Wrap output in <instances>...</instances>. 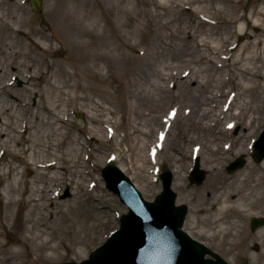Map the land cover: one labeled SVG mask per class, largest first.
Listing matches in <instances>:
<instances>
[{
  "label": "rangeland",
  "instance_id": "374dc122",
  "mask_svg": "<svg viewBox=\"0 0 264 264\" xmlns=\"http://www.w3.org/2000/svg\"><path fill=\"white\" fill-rule=\"evenodd\" d=\"M139 1L145 5L137 6ZM159 1L162 0H42L43 10L38 13L33 10L32 0H0V107L10 110L12 127L23 131L28 126V131L21 134L9 127L8 139H0L5 147L0 149V215L7 209L6 186L9 176L13 178L10 167H17L23 177L18 185L20 194L11 195L18 201L13 212L19 214L22 232L12 230L7 235L0 231L3 243L9 246L15 248L20 239L27 242L22 259L27 264L35 263L39 256V264L81 263L119 228L120 219L128 209L106 187L102 171L108 163L120 167L148 201L155 200L162 192L161 175L171 171L174 183L179 184L177 188L173 184L177 204L189 211L184 231L231 264H264V227L251 229L253 218H264V188L252 190L255 184L264 183V168L260 164L263 158L253 148L264 131V80L261 89L244 88L236 67L192 66L176 58L182 32H215L226 36L236 8L240 15L249 14L264 4V0H242L238 7L222 0H203L209 7L207 15L214 22L212 26L181 9H158ZM93 17L100 19L97 29L91 26ZM140 25L149 33L146 31L143 44L137 46L135 34ZM86 26L106 39L92 41L77 33L86 30ZM249 31L260 33L258 27H250ZM81 42L91 46L79 50L76 45ZM234 42L239 43L237 39ZM91 49L133 58L130 70L119 75L122 68L114 61L105 65L103 71L111 86L93 85L86 79V62L79 59ZM188 67L193 69L191 77L195 75L206 83L210 95L222 91L220 81L228 76V88L223 92L231 94L217 98L218 112L229 108V114L249 104V119L245 123L233 122L226 138L234 149L245 144L247 151L241 155L215 157L204 145L197 155L196 144L189 143L184 130L185 115L171 120L170 124H165L163 118L159 122L154 119L155 110L164 114L169 106H185L190 95L186 96L189 91L179 74ZM257 71L264 77V55ZM173 73H178V78H169L167 74ZM235 83L241 86L236 88ZM53 86L56 88L51 89ZM161 86L167 93L160 90ZM122 87L126 88L125 93ZM48 101L54 103L57 114L66 123L57 122L46 112ZM131 108H136V122L148 134L145 140L136 138L148 156L145 163L128 154L130 143L124 138L123 127L130 122ZM108 118L113 121L112 127L106 124ZM226 121L233 120L227 115L223 123ZM160 135L164 140L167 138V143L165 150L156 154L154 147L160 144ZM27 136L40 139L38 146L47 144L48 153L61 160L59 164L64 168L45 172L36 206L22 199H29L37 174L30 175L24 161L14 154L20 149L18 142H24ZM42 155L38 156L42 162L52 161L50 155ZM197 158L206 173L202 185L190 182ZM239 158L246 159L247 164L230 173L228 166ZM175 167L179 173L173 172ZM213 167L217 172L213 173ZM78 172H82L81 177ZM243 172L246 177L241 176ZM242 178L247 179L246 189L240 186ZM223 179L225 182L219 185ZM66 191L70 196L62 198ZM223 191L226 196H237L235 201L247 197L244 216L234 212L216 218L212 206L225 198L221 196ZM35 234L39 235L34 241L38 248L33 250L28 241ZM42 245L46 249H41ZM256 246L259 251L255 250ZM4 258L0 253V264L6 263Z\"/></svg>",
  "mask_w": 264,
  "mask_h": 264
},
{
  "label": "bare ground",
  "instance_id": "6f19581e",
  "mask_svg": "<svg viewBox=\"0 0 264 264\" xmlns=\"http://www.w3.org/2000/svg\"><path fill=\"white\" fill-rule=\"evenodd\" d=\"M223 2H227L229 4L240 6L242 0H222ZM144 4L142 1L136 2V5ZM145 5V4H144ZM158 9H166V10H178L181 9L185 12H189L194 15L195 18L202 20L206 25L212 26L214 22L211 17L207 15L209 13V7L203 3V0H162L156 4ZM71 13L69 12V15ZM205 14V15H204ZM62 15V13L58 14ZM62 17V16H61ZM1 19V15H0ZM100 19L98 17H93L91 26L95 29L99 26ZM87 27V26H86ZM230 29L227 31L226 36L217 34L215 32H202L198 34L192 30L184 31L180 34L179 40L182 42L178 46L179 54L176 56L177 60H183L182 63H186L187 65H201L204 67L205 65H215L218 68H230L236 67L239 71V76L242 77L244 88H253V89H261L262 81L264 77L258 74L257 64L260 59L264 55V4L256 6L249 14L240 15L238 12V8H236V14L234 18L230 21ZM250 27H258L260 29V33L250 32ZM138 32L135 34L136 45L140 46L143 44V40L146 37V28L145 26H138ZM82 36H85L86 39H90L92 41L105 40V35L96 34L91 28L87 27L84 31L77 32ZM149 33V31H148ZM58 38H61L60 34H56ZM81 36V37H82ZM237 39L239 43L234 42ZM51 40V39H50ZM91 42V41H89ZM91 43H86L85 45L81 42L79 45H76V48L81 50L83 48L90 47ZM115 51H118L117 49ZM234 52L233 55H226L224 53ZM142 55V54H141ZM79 59H83L86 70V79L93 82L95 86H101L109 88L111 86L110 80L107 79L103 71L105 69V65H112L114 61L117 64L120 63V68L122 71L118 73L119 75L123 72V75H126L130 70L131 61L133 58L119 54L116 52L115 54L95 51L91 49L85 55L80 56ZM96 67L97 69L93 68ZM193 69L188 67L186 71L180 73L181 83L186 87V90L189 91L186 96L190 95V98L186 99V104L183 107L175 104V107L169 106L171 108H166L165 113L155 112L154 119L159 122L161 118H163L165 124H170L171 120H178L181 116L185 115L187 117L186 126L184 130L188 133V141L189 143H195L196 148L195 152L197 155H200V151L202 145L205 146V150L211 152L213 156L219 157L224 155H229L231 153H236L237 155H241L243 152L247 151L245 144L239 145L236 149L233 148L232 142H227L226 138L228 136V128L232 127V123H236L237 121H242L245 123L249 117H247L248 112L250 111L249 104H243L238 107V109L234 112L231 111L228 114L229 108L224 112H218L216 110L215 104L217 103V98H226L231 92H223L225 88H228L229 78L226 76L224 79L220 81V87L222 91L216 95H210L208 86L205 82L197 79L195 75L191 77ZM194 74V73H193ZM169 78H178V73L167 74ZM236 79V78H234ZM234 81H237L234 80ZM88 87L91 88V84L87 83ZM234 86L239 88L241 85L235 83ZM56 88L53 86L51 89ZM85 88V87H84ZM235 88V89H236ZM3 89V88H1ZM86 89V88H85ZM95 89V88H91ZM126 88L122 87V93H125ZM162 92H166L167 90L164 86L160 87ZM210 95V96H209ZM230 97V96H229ZM46 112L51 115L53 118L57 120V122H64L61 117L57 114L56 108L53 102L48 101L45 104ZM173 109V111H172ZM162 111V110H161ZM172 111V112H171ZM182 111V112H181ZM10 110H5V108L0 107V139L7 140L8 132L7 129L10 127L17 134L25 133L28 131V126L25 125L23 127V131L19 130L18 127L14 126L11 123V115ZM131 115L130 122L125 124L123 127V131L126 133L124 138L126 141L130 143V149L128 154L134 158H139L144 163L148 162V156L144 152L142 146H139V142L136 140L138 137H143L144 140L147 139V132L139 127V124L136 122L137 120V111L136 108H131L129 111ZM4 115L3 117H1ZM229 116L233 121H226L223 123L226 116ZM37 119H39L37 117ZM251 120V118H250ZM47 126L51 124L45 123ZM106 124L108 126H113V121L111 118L106 120ZM247 126V125H245ZM152 130L150 131V133ZM159 133V132H158ZM160 144L157 147H154L155 153L160 154V152L165 150L167 138L164 140V136L160 135ZM40 139H37L32 136H27L25 141L20 140L18 145L20 146L19 151H15L14 153L17 157L24 161L23 164L27 167L30 175L36 176L37 180L34 182V186L32 187V192L30 193L29 199H22L24 203H33L38 205V195L37 193L42 189L41 185L43 184V176L45 172L49 169L52 170H64L63 166L59 164V159L53 155V153H48L49 146L39 145L41 150H34V147H39L38 142ZM32 144V147L30 146ZM24 145V148L22 147ZM145 147H148L145 142H143ZM53 147H58L54 145ZM4 144L0 143V149H3ZM43 154V155H42ZM47 157L50 155L52 157V161H43L40 160L41 156ZM151 154H149L150 156ZM132 160V164H133ZM215 163V160H213ZM260 164L262 168H264V158L260 160ZM213 173L217 172V168H212ZM10 172H12V176H9V182L6 186L7 193V209L5 213L0 215V229L4 231V234H11L12 230L19 231L22 230L21 219L18 216L19 214H14V208L17 204V200L11 198L12 194L19 195V180H22V172L19 171L17 167H10ZM173 172L179 173V169L177 167L173 168ZM11 174V173H10ZM78 177H81L82 172H78ZM246 172L241 174L242 177H246ZM225 180H221L219 185H222ZM79 185V183H78ZM178 182L174 183V187H178ZM181 186V185H180ZM240 186L244 187V189L248 188L247 179L242 178L240 180ZM264 188V183L259 182L252 186L253 191L260 190ZM221 196H225L224 199L216 201L215 205L212 206L214 209V214L216 218L223 215H230L234 212L239 213L244 216L246 212V208L248 203L246 202V198L242 197V199L236 200L237 196H226L225 192L221 193ZM3 232L0 231V253L5 257V264H27V262L22 261L23 259V248L28 245L25 240L20 239L16 244V247L9 246L8 244L3 243ZM39 238V235L35 234L32 238L29 239V244L32 245L33 250L38 248L37 245L34 244ZM34 244V246H33ZM41 249H46V246H40ZM36 254V252H32L31 254ZM41 256L36 257L34 259L35 263L30 264H39L38 261ZM46 258H50L47 256ZM14 261V262H13ZM21 261V262H20Z\"/></svg>",
  "mask_w": 264,
  "mask_h": 264
},
{
  "label": "water",
  "instance_id": "95a60500",
  "mask_svg": "<svg viewBox=\"0 0 264 264\" xmlns=\"http://www.w3.org/2000/svg\"><path fill=\"white\" fill-rule=\"evenodd\" d=\"M33 9L42 11L40 0H33ZM254 149L264 158V131L255 142ZM246 163L244 158H240L229 165L228 171L235 172ZM102 176L107 188L127 206L128 213L122 216L119 229L88 260L68 264H231L183 230L188 208L177 205L171 172L161 176L163 191L153 202L143 197L117 165L109 163ZM205 179L206 173L201 169L198 158L190 180L193 184L202 185ZM68 196L70 193L66 191L62 198ZM263 226L264 218L252 219V230ZM207 255L213 258H207Z\"/></svg>",
  "mask_w": 264,
  "mask_h": 264
}]
</instances>
